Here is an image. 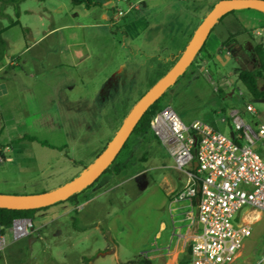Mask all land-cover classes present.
<instances>
[{"label": "rangeland", "instance_id": "obj_1", "mask_svg": "<svg viewBox=\"0 0 264 264\" xmlns=\"http://www.w3.org/2000/svg\"><path fill=\"white\" fill-rule=\"evenodd\" d=\"M217 1L100 0L88 9L70 0H24L18 17L7 4L3 27L12 18L27 30L17 25L3 33L8 58L0 62V193L47 192L88 167ZM244 12L215 25L197 62L163 97L161 106H171L184 123L200 120L229 134L234 109L245 120L247 101L261 106L238 79L240 70L259 68L242 49L252 33L235 20ZM56 26L63 27L39 40ZM257 31L255 38L264 42ZM236 32V42L223 48ZM258 147L264 151L262 143ZM185 175L151 132L132 134L110 171L89 189L38 211L24 238L13 240L6 230L0 264H183L190 223L176 195L187 184ZM244 244L234 264L264 254V221L253 225Z\"/></svg>", "mask_w": 264, "mask_h": 264}, {"label": "built area", "instance_id": "obj_2", "mask_svg": "<svg viewBox=\"0 0 264 264\" xmlns=\"http://www.w3.org/2000/svg\"><path fill=\"white\" fill-rule=\"evenodd\" d=\"M122 15V11L117 12L118 17ZM256 34H264V27ZM246 109L255 112L251 104ZM232 116L233 136L200 120L186 124L171 106L164 107L151 121V130L174 167L189 177V184L178 191L176 198H198L200 231L192 238L189 264H234L252 233L249 223L237 220L239 212L248 208L264 213V158L258 149L259 143L264 145V124L253 128L238 111ZM3 229L0 225V252L6 246L5 231L13 240L24 238L32 229V220L16 218ZM254 264H264V255Z\"/></svg>", "mask_w": 264, "mask_h": 264}, {"label": "water", "instance_id": "obj_3", "mask_svg": "<svg viewBox=\"0 0 264 264\" xmlns=\"http://www.w3.org/2000/svg\"><path fill=\"white\" fill-rule=\"evenodd\" d=\"M254 9L264 13V0H219L204 16L193 35L189 39L179 58L170 69L132 106L124 117L114 136L93 162L69 182L53 190L38 194H2L0 208L13 210H30L52 206L65 201L72 195L82 192L91 186L108 169L121 152L124 144L131 136L135 126L159 98L174 86L177 79L185 74L207 41L211 30L218 20L231 11ZM233 136V132H230ZM197 147L195 136L194 151ZM197 163H195V166Z\"/></svg>", "mask_w": 264, "mask_h": 264}, {"label": "trees", "instance_id": "obj_4", "mask_svg": "<svg viewBox=\"0 0 264 264\" xmlns=\"http://www.w3.org/2000/svg\"><path fill=\"white\" fill-rule=\"evenodd\" d=\"M22 1H24V0H0V17H7L8 16L5 12H3L4 8H5V6L7 4H11L14 7L15 15L18 17L19 14H20V6L19 5H20V3ZM70 1H71V3L74 6L84 5L88 9H90L91 7H94V6H100L101 5L100 0H70ZM212 7H213V5L210 7L209 11L211 10ZM232 12L233 11H231V12H229L227 14H230ZM226 15L222 16L218 20V22H220ZM203 18L204 17H202V19ZM17 25L21 26L20 22L18 20L14 21L12 18H10L9 24L6 27H3L2 23L0 22V62H6V59L8 58V56H7L8 41L3 37V33L5 31H7L9 28L17 26ZM21 28L23 30H27V28H23V26H21ZM192 35L193 34H191V36ZM248 35H249V37L251 39H253V35H252L251 32H248ZM191 36L189 37V39L191 38ZM236 36H237V34H230L228 36L227 40L223 43V46H226L227 44H230L232 42H236ZM206 42L203 45V47L200 50V52L205 49ZM254 48H255V52L257 54V61H258V64H259L258 70L254 71V70H250V69H242L238 73V79L242 83V85L246 88V90L250 93V95L252 96V98L254 100H258V101L264 102V86L259 85V79L263 77V72H264V45L262 43L255 44ZM182 51L179 53L178 58L181 55ZM200 52L196 55V57H195V59H194L192 64H195L197 62ZM175 61L173 62V64L175 63ZM181 78H182V76L177 79V82ZM165 94L161 98H159L154 104H152L149 107V109L145 112V114L142 116V118L139 120V122L135 126L132 134H142V133L144 134V133H147V132H151L153 134V132L151 130V121L153 120L154 116L159 111H161L164 108L163 106H161V101H162L163 97L165 96ZM23 139H29L31 141H37L38 143H40L42 146H45V147L56 148V146L48 143L47 141L39 140V139H37L36 137H33V136H24ZM127 142H128V140L126 141V143L124 144L122 149L126 148ZM59 149H61V147H59ZM193 153H195L194 150H193ZM109 171H110V167L108 169H106L103 174H106ZM116 171H118L117 168H116ZM193 171L194 172L197 171V169L194 166H193ZM97 181H98V179L95 182H97ZM91 186L87 187L86 189H84L80 193H76V194L72 195L71 197H69L65 201L74 200L76 197H78L81 193L85 192ZM62 202H64V201L58 202L56 204H59V203H62ZM56 204H54V205H56ZM197 204H198V198H195L194 199V205L197 207ZM48 207H50V206H48ZM48 207H43V208H38V209H30V210H13V209L0 208V225L4 228L3 232H4L5 229L9 228L12 225L14 219H16V218H24L25 217V218H30L31 220H34L35 215H36V213L38 211L46 209ZM73 220H74L73 223H74L75 228H78V226H77V222H78L77 218L74 217ZM193 236H194V234H192L190 236V241L188 243V246H187V248L185 250V253L181 257V262L183 264H189L190 253H191V242H192ZM139 264H152V263L150 261L143 260Z\"/></svg>", "mask_w": 264, "mask_h": 264}, {"label": "crops", "instance_id": "obj_5", "mask_svg": "<svg viewBox=\"0 0 264 264\" xmlns=\"http://www.w3.org/2000/svg\"><path fill=\"white\" fill-rule=\"evenodd\" d=\"M241 12H243V11H247V12H244L245 14H241V15H238V16H235L234 18H235V20L237 21V23L239 22V24H240V22L247 28V29H249V30H251L252 31V35H253V39H251V40H248L247 42H246V45H245V47L243 48L242 47V49H243V51H245L247 54H248V56H249V58L250 59H252V60H254L255 58L257 59V54H256V52H255V48H254V45L255 44H259V43H262L263 45H264V42L263 41H261V40H257L256 38H255V35H254V32H255V30H260L262 27H264V13H262V12H260V11H257V10H254V9H242V10H240ZM63 26H56V27H54V28H52L51 30H49L45 35H43L42 37H40V39L39 40H42L47 34H50L51 32H53V31H55V30H59V29H61ZM240 27V26H239ZM243 26H241L240 28H239V30H243V28H242ZM57 32V31H56ZM240 32V31H239ZM235 34H237V32L235 33ZM256 34V33H255ZM228 38V37H227ZM226 38V39H227ZM44 40V39H43ZM42 40V41H43ZM225 46H223V48H224ZM27 48H29V47H26V49ZM210 51V50H209ZM209 51L207 52V54H209L210 55V53H209ZM212 57V56H211ZM239 60H240V58H239ZM2 72V67H0V73ZM3 81L4 82H6V83H10L11 81H12V77H10V76H8V75H6L5 76V78L3 79ZM104 89H103V87L101 88V91H103ZM227 95V94H226ZM257 102H258V100H257ZM260 103H261V106H258V107H255V106H253V104L250 102V101H247V104H246V106L248 105V104H251L254 108H255V112L253 113V112H250V111H248L247 109H246V111L249 113L248 115L250 116V117H244V122L245 123H247V124H249L251 127H253V128H257L259 125H261V124H264V102H262V101H259ZM234 111H238V113H239V115H243L244 114V112L242 111V114H241V111H239V109H234ZM245 115V114H244ZM231 128L232 127H230V132H231ZM229 132V133H230ZM21 139V138H20ZM263 148L262 147H260V152H261V154H262V157L264 158V151L262 150ZM196 167V166H195ZM184 172V171H183ZM185 173V172H184ZM185 180L187 181V184L184 186V187H186L188 184H189V177H188V175H187V173H186V175H185ZM183 187V188H184ZM182 188V189H183ZM178 193V192H177ZM185 204H186V209H187V214H188V216H189V219L187 220V222H189L190 223V233H189V237H188V243H189V241H190V236L192 235V234H196L197 232H199L200 231V224H199V222H198V220H197V207L194 205V200H192V201H185ZM256 214H255V213ZM262 215H263V213L262 212H259V211H252V210H250V209H248L247 208V210H245V211H241V212H239V214H238V218H237V220L239 221V222H244V223H249L250 224V227H251V230H252V227H253V225H255L256 223H260L261 221H264V220H262L263 219V217H262ZM258 217V218H257ZM250 218H254V220L253 219H250ZM195 221V222H194ZM194 223H197V226H196V228H194ZM196 225V224H195ZM251 235H252V233H251ZM251 235L249 236V237H251ZM248 237V238H249ZM248 238H246V240H245V242L248 240ZM244 242V243H245ZM187 246H188V244H187ZM187 246H186V248H187ZM244 246H245V244H244ZM244 246H243V248H242V250H241V252H240V254H239V257H241V255L244 253V251H243V249L245 250V248H244ZM186 248H185V250H186ZM185 250H184V252H183V254L185 253ZM254 250V249H253ZM248 253L250 252V251H247ZM251 252L253 253V251L251 250ZM250 252V253H251ZM182 254V255H183ZM182 255H181V257H182ZM264 254H262L261 256H259L258 255V253L257 252H255L254 253V255H251L250 256V259H249V263L250 264H254L256 261H258L262 256H263ZM189 263H190V261H189Z\"/></svg>", "mask_w": 264, "mask_h": 264}, {"label": "bare ground", "instance_id": "obj_6", "mask_svg": "<svg viewBox=\"0 0 264 264\" xmlns=\"http://www.w3.org/2000/svg\"><path fill=\"white\" fill-rule=\"evenodd\" d=\"M255 213V212H254ZM256 214V213H255ZM258 218V217H257ZM250 219H253L254 220V218H250Z\"/></svg>", "mask_w": 264, "mask_h": 264}]
</instances>
